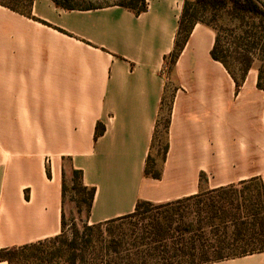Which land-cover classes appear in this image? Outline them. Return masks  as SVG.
I'll return each instance as SVG.
<instances>
[{
    "label": "crops",
    "instance_id": "0c3cea01",
    "mask_svg": "<svg viewBox=\"0 0 264 264\" xmlns=\"http://www.w3.org/2000/svg\"><path fill=\"white\" fill-rule=\"evenodd\" d=\"M146 1L137 15L35 0L33 18L0 5V250L61 234L64 180L75 170L96 189L93 224L141 201L264 182L257 79L237 88L201 23L166 79L185 0ZM167 101L168 152L156 178L148 164ZM211 264H264V252Z\"/></svg>",
    "mask_w": 264,
    "mask_h": 264
},
{
    "label": "trees",
    "instance_id": "16d2710c",
    "mask_svg": "<svg viewBox=\"0 0 264 264\" xmlns=\"http://www.w3.org/2000/svg\"><path fill=\"white\" fill-rule=\"evenodd\" d=\"M35 0H0V5L20 15L33 18ZM64 10L97 7H74L71 0H52ZM63 1V2H61ZM202 11L193 12L185 0L173 53L166 59L175 65L190 39L193 28L201 23L215 34L211 57L223 65L240 88L257 65V88L264 91V0H194ZM115 5L141 14L148 8L146 0H119ZM24 9L26 11H24ZM27 10L29 12H27ZM166 123L164 159L168 152ZM103 133L98 130L97 136ZM157 133V130H156ZM156 134L154 136V142ZM80 190L88 191L91 213L96 189L83 184V174L75 170ZM156 178L159 176H154ZM248 187L239 189L245 185ZM64 190V185H63ZM64 193V192H63ZM110 221L83 226L69 240L64 234V214L60 235L0 250V262L7 264H211L227 259L264 252V182L252 179L168 202L165 210L149 223L121 226L138 216L141 207ZM121 224L115 229L104 226Z\"/></svg>",
    "mask_w": 264,
    "mask_h": 264
},
{
    "label": "rangeland",
    "instance_id": "374dc122",
    "mask_svg": "<svg viewBox=\"0 0 264 264\" xmlns=\"http://www.w3.org/2000/svg\"><path fill=\"white\" fill-rule=\"evenodd\" d=\"M63 2V1H61ZM119 0H71L69 4L74 7H102L107 5H112L118 3ZM193 4V12L198 13V18L202 16V11L195 6L194 0H190ZM24 11H26L24 9ZM27 12H29L27 10ZM257 65L253 67V69L249 72L247 76L248 84L251 85L253 88L256 87V79L258 77V70ZM174 70V65L171 64V60L168 59L167 65L163 70V75L167 79L170 77L171 72ZM169 90L171 91L174 87L170 83L168 86ZM169 100V99H168ZM169 105L170 101H167L166 104L163 105L162 111L160 113V118L158 121V128L156 133V140L153 144L152 148V157L150 158V162L148 164V175L151 176H159L160 171L163 165V148L166 142V123L169 117ZM79 181L77 180L76 174L73 172L66 176L64 180V190H63V214H64V234L65 236L71 240L75 234V230H77L80 234H83V226L88 224V226L94 225L90 221V209L88 205V191L80 190ZM249 185H245L243 187H239V189L248 187ZM209 192V191H207ZM206 193V192H202ZM167 203H149L145 204L141 207V211L138 216L134 217L133 219L127 220L121 226V224L115 223L111 225H107L103 227V230L106 229H115L119 226L122 228L128 229L130 224H138V223H149L153 216L165 211L170 210L171 208H166L164 205Z\"/></svg>",
    "mask_w": 264,
    "mask_h": 264
}]
</instances>
